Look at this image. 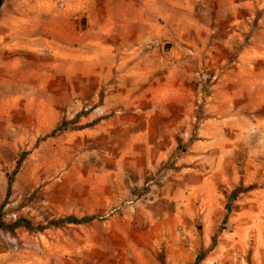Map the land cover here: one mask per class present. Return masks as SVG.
Segmentation results:
<instances>
[{
    "label": "rangeland",
    "instance_id": "rangeland-1",
    "mask_svg": "<svg viewBox=\"0 0 264 264\" xmlns=\"http://www.w3.org/2000/svg\"><path fill=\"white\" fill-rule=\"evenodd\" d=\"M0 264H264V0H0Z\"/></svg>",
    "mask_w": 264,
    "mask_h": 264
},
{
    "label": "trees",
    "instance_id": "trees-1",
    "mask_svg": "<svg viewBox=\"0 0 264 264\" xmlns=\"http://www.w3.org/2000/svg\"><path fill=\"white\" fill-rule=\"evenodd\" d=\"M236 194H237V190L233 191V193L228 197V203H227V207H226V211H227V214H229L232 210L231 206H232V202L234 200V198L236 197ZM91 220V219H89Z\"/></svg>",
    "mask_w": 264,
    "mask_h": 264
},
{
    "label": "crops",
    "instance_id": "crops-1",
    "mask_svg": "<svg viewBox=\"0 0 264 264\" xmlns=\"http://www.w3.org/2000/svg\"><path fill=\"white\" fill-rule=\"evenodd\" d=\"M185 134H187V135L189 134V129L186 131V133H185Z\"/></svg>",
    "mask_w": 264,
    "mask_h": 264
}]
</instances>
